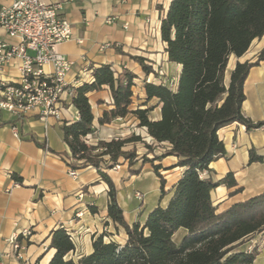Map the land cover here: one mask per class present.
<instances>
[{"label":"trees","instance_id":"1","mask_svg":"<svg viewBox=\"0 0 264 264\" xmlns=\"http://www.w3.org/2000/svg\"><path fill=\"white\" fill-rule=\"evenodd\" d=\"M264 34V0H170L160 23V38L170 63L181 67L176 85L144 82L145 101L156 100L160 106L158 120L149 118L150 108L131 109L134 79L128 71L115 74L109 65L92 71V81L73 89L71 104L79 118L63 123V140L68 147L67 165L73 170L92 167L107 187L106 217L125 234L124 244L104 241V235L92 238V252L76 260L67 258L74 250L68 232L58 227L48 235V249L54 255L48 264H253L257 252L239 247L255 234L264 231V192L236 203L222 212L214 206L211 193L218 186L230 189L238 184L228 173L214 181L209 165L226 157L218 131L232 123L246 131L264 127V121L253 123L242 112L243 85L252 67L264 61V47L254 62H237L228 83L225 72L230 56L246 53L254 39ZM146 75L153 69L144 59L130 57ZM110 90L112 108L103 112L99 125L133 115L137 126L144 128L153 140L142 142L139 135L112 138L96 145L86 143L94 132V116L88 93ZM143 143L146 153L137 168L135 147ZM167 143L161 156L147 158L155 145ZM38 146L39 143L36 142ZM172 156L183 174L170 189L165 206L158 204L142 225H128L118 204L117 189L106 170L127 163L130 176L140 174L149 163L160 181L161 198L165 181L154 161ZM262 162L252 148L249 164ZM205 171L206 176L200 177ZM19 180L18 177H15ZM236 188L232 193L241 192ZM182 230L178 242L175 236Z\"/></svg>","mask_w":264,"mask_h":264},{"label":"crops","instance_id":"2","mask_svg":"<svg viewBox=\"0 0 264 264\" xmlns=\"http://www.w3.org/2000/svg\"><path fill=\"white\" fill-rule=\"evenodd\" d=\"M46 1L61 4L59 16L71 26V38L57 47L59 54L73 62L65 78L68 86L76 89L91 82L92 71L101 65L111 66L115 74L131 72L136 76L131 109L150 108L149 118L158 120L160 106L156 100L145 101L143 80L149 77L154 84L163 82L176 85L181 67L168 62L166 45L160 38L161 19L170 0ZM2 4L4 0H0V6ZM108 18H113V22L107 23ZM0 41L17 44L16 39L8 37L2 30ZM106 45L107 48H101ZM263 47L264 34L254 39L241 57L230 56L225 82L228 83L237 62H254ZM29 54L33 55L31 52ZM131 56L143 58L154 73L144 74ZM18 64L17 59L10 61L0 71V80L17 83L20 77ZM46 70L49 71V68ZM135 89L137 91L134 92ZM243 93V115L253 123L264 121V61L250 69ZM87 97L94 116V132L87 136V144L96 145L100 141L125 138L131 134L139 135L144 143H153L146 130L137 126L133 115L99 125L98 119L103 112L112 108L113 101L107 87L90 92ZM74 110L72 107L71 111ZM13 127L17 134L13 132ZM61 127V122L53 117L42 118L37 111L16 117L0 109V264H48L55 252L48 249V235L58 227L64 228L71 237L74 250L67 258L73 260L92 252L93 237L104 235L105 242L119 244H124L126 240L124 230L106 217L108 187L97 171L86 167L76 170L75 177L69 176V150ZM218 137L226 157L209 165L211 177L216 181L233 173L238 184L230 189L218 186L212 191V202L217 211L222 212L264 192V127L246 131L244 125L232 123L220 129ZM132 147L139 155L134 164V168H137L146 149L143 143H137L129 144L124 150ZM168 147L167 143L155 145L147 158L161 156ZM252 148L262 157V162L249 164V151ZM153 163L160 166L159 173L165 181L162 198L160 181L151 164H145L137 176L129 175L127 163L120 164L118 170H106L117 189V200L124 220L130 226L137 223L142 225L148 213L158 204L165 206L172 195L170 189L184 172L183 168L176 167L177 159L172 156ZM143 180L150 181V185H141L126 197L121 194L124 187ZM238 187L242 188L241 192L232 193ZM135 192L144 195L142 203L135 198ZM151 193L154 200L146 201ZM158 196V200H155ZM134 200L138 202L137 205H134ZM78 211L83 212L81 217L75 216ZM25 230H29L31 235L19 259L9 240ZM179 232L182 237L184 232Z\"/></svg>","mask_w":264,"mask_h":264},{"label":"built area","instance_id":"3","mask_svg":"<svg viewBox=\"0 0 264 264\" xmlns=\"http://www.w3.org/2000/svg\"><path fill=\"white\" fill-rule=\"evenodd\" d=\"M61 9V4L46 0H4L0 6V30L17 40L15 45L0 41V71L17 59L20 74L17 83L0 80V109L16 117L37 111L42 118L53 117L62 124L79 118L76 110L71 111L73 91L65 80L73 62L57 52L58 45L71 38L70 23L59 16ZM113 20L108 18L106 22ZM12 130L17 134L15 127ZM119 168L116 165L113 170ZM68 174L71 177L76 175L71 169ZM206 174L203 171L200 177ZM134 196L143 202L142 193L135 192ZM82 214L78 211L75 216L81 217ZM30 235V231L25 230L9 240L19 259Z\"/></svg>","mask_w":264,"mask_h":264},{"label":"rangeland","instance_id":"4","mask_svg":"<svg viewBox=\"0 0 264 264\" xmlns=\"http://www.w3.org/2000/svg\"><path fill=\"white\" fill-rule=\"evenodd\" d=\"M152 82V80H150V78L146 77L143 82ZM168 84V83H167ZM137 91L136 89L134 90V92ZM146 153V152H145ZM137 154V153H136ZM148 155V154H147ZM150 155V154H149ZM139 155L137 154V157ZM143 155H141L142 157ZM141 160V158H140ZM150 185V181H146V180H143V181H139V182H135L134 184L132 185H129L127 187H124L121 191V194H123L125 197L127 195H131L134 190H137L140 188L141 185L143 186H146V185ZM153 195L152 193L149 194L147 197H146V201L147 200H154L153 199ZM159 196L155 199V200H158ZM139 202V201H138ZM137 201L134 200V205H137L138 204ZM156 202V201H155ZM181 232H178V234L175 236V241L178 242L181 238ZM240 250H247L249 252H252V251H255L257 252V257L255 259V261L253 262V264H264V231L259 233V234H255L253 235L251 238L247 239L240 247H239Z\"/></svg>","mask_w":264,"mask_h":264}]
</instances>
